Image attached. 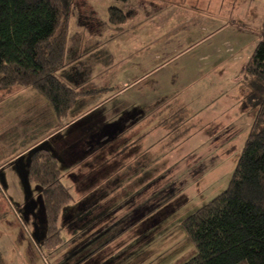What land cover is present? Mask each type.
<instances>
[{
  "label": "rangeland",
  "instance_id": "374dc122",
  "mask_svg": "<svg viewBox=\"0 0 264 264\" xmlns=\"http://www.w3.org/2000/svg\"><path fill=\"white\" fill-rule=\"evenodd\" d=\"M149 1L153 0H72L67 28L69 45L79 39L84 52L104 40L102 51L107 54V50L112 49L118 57L113 64L120 63L119 70H124L127 83L148 72L127 92L117 96L118 100L107 101L95 117L109 113V107L121 105L122 109H127L133 100L138 108H150L152 114L157 111L152 117L153 123L164 126L170 121L192 124L191 133L170 131L164 136L168 140L155 145L148 159H138L142 151L137 147L122 154L116 165L106 154L103 162L99 154L89 159L84 165L87 175L101 176L102 185L95 195L90 193L91 189L73 186V197L61 208L57 219L60 242L46 247L47 221L41 191L31 192L29 186H26L28 191H22L21 187L32 184L18 174L21 159L26 155L19 159L15 154L22 144L53 131L49 127L40 133L33 131L24 138L25 142L19 143L20 128L15 131L17 123L11 126L0 122V264H183L195 254L196 249L183 230L182 221L227 187L253 116L247 86L231 80L238 64L234 66L237 69L232 68L233 65L219 69L213 65L218 55H230L226 50L229 44L236 50L240 47L239 62H244L243 58L251 54L255 45L247 42L256 44L259 39L264 0H257L251 6L248 14L252 12L253 17L250 19L240 17L238 20L224 13L228 15L225 18L229 24L232 18L248 25L247 32L238 31L245 34L238 46L234 44L233 29L212 33L213 25L224 24L223 19L215 23L193 19L192 15L199 10L187 0L183 5L167 4V7L158 0L150 6ZM108 3L125 14L122 23L101 19ZM160 5L165 8L159 12ZM144 8L148 14H158L157 17L141 23L137 22L139 18L129 16L136 12L143 15ZM86 16L90 31L80 25ZM113 35L120 37L108 41ZM154 37L157 40L151 44L152 55L149 51L140 52L125 60L119 55L123 48L132 50L139 45L142 38L148 42ZM161 41L165 43L162 47ZM161 50L162 54L156 57L154 52ZM70 53L65 54L66 61ZM66 61L63 60V64ZM113 70L118 73L116 67ZM55 74L61 78V69ZM200 81L207 83L203 87ZM5 93L0 92V121L12 118L10 121L14 123L22 118L16 108L19 102L17 96L4 98ZM107 95L104 93L100 99L105 100ZM203 96L210 100L223 98L227 110L220 112L223 100L207 108L199 107ZM157 98L164 103L160 105ZM25 129L27 131V125ZM9 131L12 132L11 141H7L5 147L3 138ZM83 136V133L78 134L76 139L82 140ZM61 137L62 132L51 135L44 144L61 142ZM77 150L80 153L81 149ZM125 155L129 156V163L123 159ZM132 155L135 159H131ZM77 156L79 158L80 154ZM8 170L12 173L9 175L11 182L20 190L19 198L9 188ZM109 189L114 190L113 203L99 193ZM98 214L104 215L100 225L96 222Z\"/></svg>",
  "mask_w": 264,
  "mask_h": 264
},
{
  "label": "trees",
  "instance_id": "16d2710c",
  "mask_svg": "<svg viewBox=\"0 0 264 264\" xmlns=\"http://www.w3.org/2000/svg\"><path fill=\"white\" fill-rule=\"evenodd\" d=\"M71 2L0 0V92L18 86L35 89L60 123L79 94L55 74L63 65ZM108 18L116 24L126 17L110 6ZM240 73L252 121L227 187L182 221L196 249L183 264H264V17ZM27 180L40 188L47 221L44 245L52 247L60 242L57 219L71 193L49 150L31 151Z\"/></svg>",
  "mask_w": 264,
  "mask_h": 264
},
{
  "label": "crops",
  "instance_id": "0c3cea01",
  "mask_svg": "<svg viewBox=\"0 0 264 264\" xmlns=\"http://www.w3.org/2000/svg\"><path fill=\"white\" fill-rule=\"evenodd\" d=\"M108 1L109 0H107V2ZM184 1L185 0H158L159 4L160 2H163L164 5L162 6L166 7L167 4H173L176 6L183 5L185 3ZM256 1L257 0H187L190 6H193L195 8L197 7V11L199 10L198 13L194 12V15H192L193 19H202L212 23L217 22L218 19H223L225 21L224 24L213 25L212 33L222 30L225 31V29H233V36L238 39V41L236 39L234 41V44L236 45L237 43V46L239 45L240 40H242L245 36L244 33H239L238 31L247 32L249 29L248 25L245 23H237L232 18L230 19L232 23L229 24L227 22V19L225 18L228 15H225L224 13H229V15L238 17L236 18L238 20L240 17H248V19H250L253 17V13L251 12L249 16L248 12L249 9H251V6L256 4ZM152 3L155 4V0L148 2L150 6H152ZM110 6L114 5H105V12L103 14V18H101L102 20H107L108 8ZM162 6L160 5L159 12L165 8H161ZM145 8V13L143 15L136 12L130 13L129 16L139 18L137 22L141 23L157 17L158 14H156L155 12L153 14L146 13ZM78 17L81 16L78 15ZM263 17L264 16L261 17V21ZM88 19L89 18H87V16L83 17L82 21L84 23L80 25H82V28L84 29L85 27H87L90 31ZM79 20H81V18ZM68 34L69 29L67 32V37ZM99 34H101V32ZM132 34H134V29L132 30ZM118 37L120 36H110L108 38V41H115L114 39H117ZM144 38H142L141 40L143 41ZM155 38L156 37H154L153 40H149L148 42L147 40H144L143 44L141 41L139 45L135 46L134 48L131 47L132 50L130 49V47H128L127 49L123 48L124 51L120 50L122 52L119 53V55H121V58L124 60L130 57L131 54L138 55L140 52L145 53L149 51V55H152L151 44H153L154 41L156 42L157 39ZM160 38L164 39L162 36H160ZM102 41L104 42V40ZM102 41H98L97 45H94L88 51L83 52L82 47H80L79 45L81 44L79 39H75L74 45H69L70 42L68 38L66 39V50L64 56L67 51H71L72 54H69L68 61H66V59L64 58L66 62L63 64V66L57 69H61L62 79L57 74L56 76L70 88L77 91L79 94L76 96L73 106L68 111L67 116L62 121V123H60L56 119L53 109L48 100L31 87H13L6 91L5 95L3 96L4 98L9 97L10 95H12L11 97L17 96L19 105L16 108L18 114L20 112L22 118L14 123L10 121L12 118H7L5 119V121L3 120L0 122H5L6 124H10L11 126L17 123L18 126L16 125L17 127L15 128V131L17 128H20L17 133L20 136L18 140L19 143L25 142L24 138H27L28 134H32L33 131L40 133L43 128L48 127L50 128V131H53V133L48 134V136L37 138L36 140H30L28 144H22L20 150H18L15 154V157H18L19 159L20 157L26 155L21 159L19 166L20 171L18 174L20 175L21 179L25 178L26 182L32 185H25L24 187H21L23 192L28 191L26 186H29L31 192H39L40 190V188L36 184L31 183L27 180L29 158L31 151L34 148H45L56 157L61 175V181L69 188L70 193L71 189L73 190L74 186L78 189H91L90 193H92V195H95L97 194V190L101 187V182L103 181H101L102 177H98L96 173L89 176L87 175V168L84 167V165L87 164V161L89 159L94 158V156L96 158L99 154V159L102 160V157L104 156V154H106L108 157L110 156L109 160L114 162V165H116L117 163H119V159L121 158L122 154H127L131 150L135 149V147H137L139 151H142L138 154V159H148L149 157H151L149 152L153 150V147H155V145L168 140V137L164 136L166 134H169L170 131L174 130L176 134L191 133V127L194 126L192 124L181 125L180 121L175 123L170 121V123H168V126H164L159 122L156 124L153 123L152 117L157 111L152 114V112L149 110L150 108H138L137 102L133 100L129 102L127 109H122L121 105H119L118 107H109V113H103V116L98 115L95 117L96 112L100 111L102 106L107 101H112V99L118 100L117 96H120L121 94L127 92L129 88L134 86L135 81H138V79L145 77L146 73H148L146 72L139 77H135L133 82L127 83V80L124 79V70H122L123 72L120 71L121 69L119 70L120 63L113 64L114 60L116 61V58L118 57H116V55L111 52V48L107 50V54H105V51H102L104 47ZM100 43L101 45H99ZM247 43L255 45L254 41H249ZM164 45V41H161L160 47ZM226 50L228 53H230V55L225 57H219L220 55H218L213 66L219 69L222 66L224 68H231L230 65H233L232 68H236L234 66L238 64V69L236 68V72L232 74L231 80L239 83L241 80L240 70L245 64L250 53L243 58L244 62H239L238 55L240 54V47L236 50L235 47H233V44H229ZM156 51H158V49H156ZM154 54L156 57H158L159 54H162V50L160 52H154ZM143 60L145 61V59ZM114 67H116L118 73H115V71L113 70ZM212 69L214 68L212 67ZM202 82L204 87V84L205 82L207 83V81ZM202 82L200 81V83ZM104 93H108L107 98H104L105 100H101L100 98ZM203 97L204 98L199 101V107L207 108L212 103L213 105L216 103L218 104L219 101L223 100L222 106H220V109H222L220 112L224 111V109L225 111L227 110L225 108L226 101L223 98L210 100L207 99L206 96ZM157 100H159L160 105L164 103L161 98H157ZM175 115L176 114H174L172 117H174ZM24 118H26L27 120L24 121ZM26 125L28 126L27 131L25 129ZM75 125L77 126L73 127ZM128 125L129 127L126 128ZM179 126H181L182 128ZM162 127H166V131L161 129ZM175 127H179L178 131L175 130ZM162 131H164V133H162ZM59 132H62V137L60 138L61 142L55 141V143L52 142L50 144H44L45 139ZM82 133L84 134L82 140L76 139V136ZM11 134L12 132L9 131V133H7L3 138V140L5 141V147H7V141H11ZM156 134L162 136L154 137ZM79 144L80 146H78ZM78 148L81 149L80 153H78ZM77 154H80L79 158H77ZM146 155L148 156L146 157ZM128 158L129 156L125 155V158L123 159H126L129 163ZM6 159L10 158L7 157ZM131 159H135V155H132ZM95 168L98 170L99 166L95 164ZM11 174V171L8 170V178L9 175L12 176ZM81 175H83L84 177L79 178L78 176ZM9 188L14 193L16 198L20 197V190L14 183L11 182V177L9 178ZM99 193L101 194L102 198H107L109 199L110 203H113L111 195H113L112 193H114V190L109 189L101 191ZM72 197L73 195L71 193V198ZM103 217L104 215L99 216L98 214V217L96 218L97 224L100 225L103 223Z\"/></svg>",
  "mask_w": 264,
  "mask_h": 264
}]
</instances>
